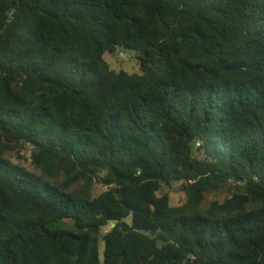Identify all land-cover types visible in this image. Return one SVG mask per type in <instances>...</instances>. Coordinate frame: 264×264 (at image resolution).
Segmentation results:
<instances>
[{"label":"trees","instance_id":"obj_1","mask_svg":"<svg viewBox=\"0 0 264 264\" xmlns=\"http://www.w3.org/2000/svg\"><path fill=\"white\" fill-rule=\"evenodd\" d=\"M0 264H264V0H0Z\"/></svg>","mask_w":264,"mask_h":264},{"label":"rangeland","instance_id":"obj_2","mask_svg":"<svg viewBox=\"0 0 264 264\" xmlns=\"http://www.w3.org/2000/svg\"><path fill=\"white\" fill-rule=\"evenodd\" d=\"M104 59L109 63L110 67L116 71L125 70L127 72H136L139 71L138 64V53L134 50L124 49L122 47H116L113 52H106L104 54ZM31 145H23L17 147L15 150L9 151L7 155L15 163L21 164L28 169L35 170V166L32 163L31 154H32ZM64 176H59L57 180L61 183ZM72 188H90L94 195H97L104 191L107 187L104 186L101 182H89L83 179L78 180ZM233 185H228L224 187L219 192H211L207 194L206 201L204 206H207L210 201L214 199L223 200L229 195V192L232 190ZM170 195V201L173 205H179L185 201V195L182 192H177L175 190L167 189ZM104 248V243H100V251L102 252Z\"/></svg>","mask_w":264,"mask_h":264}]
</instances>
